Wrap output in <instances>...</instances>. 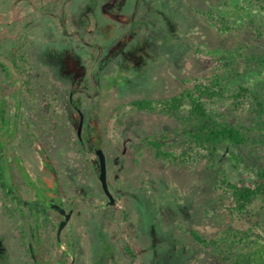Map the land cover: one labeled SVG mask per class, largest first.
Listing matches in <instances>:
<instances>
[{
	"label": "rangeland",
	"instance_id": "1",
	"mask_svg": "<svg viewBox=\"0 0 264 264\" xmlns=\"http://www.w3.org/2000/svg\"><path fill=\"white\" fill-rule=\"evenodd\" d=\"M27 41L24 49L37 70L32 73L40 93L37 104L25 110V122L39 129V141L25 144L21 153L34 176L44 175L39 149L53 161L62 199L75 209L70 231L63 234L80 237L83 264H220L212 250L193 241L189 228L207 238L226 229L262 233L264 209L233 215L231 195L221 185L224 178L254 183L264 166L257 132L246 147H224L215 159L196 151L176 166L157 160L144 141L173 132L177 120L160 111H136L130 103L170 98L216 77L225 80L229 94L243 85L264 97V73L247 62L264 55V0H0V55ZM69 52L82 67L77 87L66 74L76 69L74 61L60 62ZM24 68L29 71L22 79L25 88L32 75L30 66ZM75 87L73 100L85 115V130L104 151L108 181L118 192L115 224L97 209L106 201L98 159L92 151L81 152L77 141L70 101ZM17 89L19 84L8 93L10 101ZM23 100L32 97L23 94ZM205 104L248 130L256 128L248 102ZM85 191L96 196L94 206ZM5 220L0 204V264L9 260L7 244H1L9 233ZM9 226L15 234V226ZM124 240L131 242L134 260L126 255Z\"/></svg>",
	"mask_w": 264,
	"mask_h": 264
},
{
	"label": "flooded vegetation",
	"instance_id": "2",
	"mask_svg": "<svg viewBox=\"0 0 264 264\" xmlns=\"http://www.w3.org/2000/svg\"><path fill=\"white\" fill-rule=\"evenodd\" d=\"M59 17L61 19L62 30L66 33L67 13L65 9L61 10ZM28 45V41L20 44L14 43L8 55H4V57L0 55V141L2 143V157L4 158L3 179L0 181V204L9 230L5 239H1V244L4 246L7 244L5 253L9 256L8 264H83L80 261L81 256L79 255L80 242L78 238L80 237L72 232L63 234L65 229L71 227L70 222L73 219L75 209L72 207L73 202L67 205L62 199V193L65 192L60 185V179L53 161L45 149H39L44 175L43 177H40L38 174L34 176L27 170L24 163V155L21 153L25 144H31L34 141L36 142V140L39 141V129L34 130L33 123L25 122L27 118L25 110L30 108L28 106L31 102L37 104L40 93L37 86L39 80L35 79L32 73V71L36 72L37 70L33 67L32 60L28 58L29 51L24 49ZM61 57L60 62L63 64H66L67 60L74 61L76 69L72 73H65L73 77L72 83L77 87L79 84L78 80L81 79L80 72L82 71L79 61L70 52L63 53ZM4 66L9 71H6ZM25 66H30L32 75L26 82L32 81V84H27V87L24 88L22 79L29 73V71L25 70ZM20 81H22V85ZM16 84H19V89L13 92L10 101L7 97L8 93H10L12 88L16 87ZM29 87L30 89H28ZM76 87L70 91V101L74 108L73 120L76 124L77 141L81 152L92 151L98 159V181L103 193L102 195L106 201L102 207H97V209L101 211L102 218H107L115 224L116 220L119 221L117 216L120 213L114 209V206L117 204L115 196L118 192L110 186L108 168L107 181L113 202L103 189L100 181V161L96 154V149L101 148H98L99 144H96L92 135L90 136L85 130V115L73 100ZM23 94L30 95L32 101L25 103ZM82 118V130L81 135H79ZM47 160L50 163L51 169L46 165ZM84 194L86 199L89 200L88 204L94 206L93 201L96 196L87 191ZM96 206H100V204ZM96 206L94 207L95 209ZM123 212L124 209H122L121 223L127 220V216ZM68 215H70V218L67 224L61 233L58 234L61 223L66 220ZM9 223L15 226V234L10 231L11 227ZM123 246L128 258L134 260L136 253L133 251L131 242L124 240Z\"/></svg>",
	"mask_w": 264,
	"mask_h": 264
},
{
	"label": "trees",
	"instance_id": "3",
	"mask_svg": "<svg viewBox=\"0 0 264 264\" xmlns=\"http://www.w3.org/2000/svg\"><path fill=\"white\" fill-rule=\"evenodd\" d=\"M226 21L222 17V24ZM247 62L248 65L254 64L259 73H264V55L248 57ZM4 68L9 71L7 67ZM217 99H228L237 107L248 102L255 114L256 128L248 130L224 114L210 111L205 103ZM130 106L139 112L160 111L177 120L173 132L163 133L160 137H149L144 141L157 160L179 166L196 151L215 159L224 147L248 146L253 139L252 132H257L264 161V97L260 91L251 87L239 85L229 94L225 80L216 77L209 84H195L179 95L158 101L138 99L131 102ZM1 144L0 141V181L3 179L4 169ZM41 153L44 154L43 151ZM232 157L234 166L240 167L237 156ZM46 165L51 169L48 160ZM221 185L231 195L233 215L244 217L257 207L264 209V166L258 167L252 185L244 180L232 183L227 178L221 180ZM262 230L261 234L252 236L251 230L239 232L226 229L212 238H207L192 228L188 232L195 243L212 250L220 264H264V227Z\"/></svg>",
	"mask_w": 264,
	"mask_h": 264
},
{
	"label": "water",
	"instance_id": "4",
	"mask_svg": "<svg viewBox=\"0 0 264 264\" xmlns=\"http://www.w3.org/2000/svg\"><path fill=\"white\" fill-rule=\"evenodd\" d=\"M82 124H83V118L81 120V124H80V128H79V135H81ZM96 154H97V156L99 158V161H100V181L102 183V186H103V189H104L105 193L108 195V197L113 202V197H112V195L110 193L109 186H108V181H107L106 156H105V154H104L102 149H96ZM69 218H70V215H68L66 217V220L61 223V225L59 227L58 234L61 233V231L63 230L64 226L67 224Z\"/></svg>",
	"mask_w": 264,
	"mask_h": 264
}]
</instances>
